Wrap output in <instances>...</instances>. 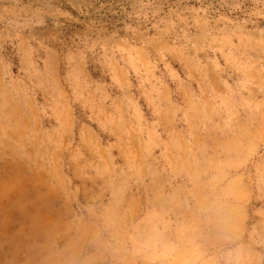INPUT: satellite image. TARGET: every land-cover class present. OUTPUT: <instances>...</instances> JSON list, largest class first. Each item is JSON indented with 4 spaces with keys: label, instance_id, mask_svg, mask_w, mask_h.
I'll return each instance as SVG.
<instances>
[{
    "label": "rangeland",
    "instance_id": "1",
    "mask_svg": "<svg viewBox=\"0 0 264 264\" xmlns=\"http://www.w3.org/2000/svg\"><path fill=\"white\" fill-rule=\"evenodd\" d=\"M0 264H264V0H0Z\"/></svg>",
    "mask_w": 264,
    "mask_h": 264
}]
</instances>
